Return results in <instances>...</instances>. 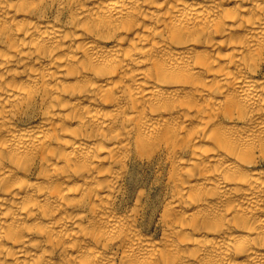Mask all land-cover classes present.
<instances>
[{
    "label": "bare ground",
    "instance_id": "6f19581e",
    "mask_svg": "<svg viewBox=\"0 0 264 264\" xmlns=\"http://www.w3.org/2000/svg\"><path fill=\"white\" fill-rule=\"evenodd\" d=\"M0 264H264V0H0Z\"/></svg>",
    "mask_w": 264,
    "mask_h": 264
}]
</instances>
